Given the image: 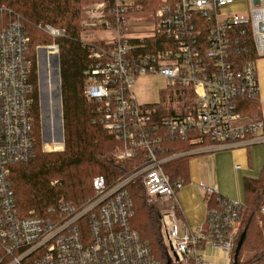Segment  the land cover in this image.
Masks as SVG:
<instances>
[{
  "label": "built area",
  "instance_id": "obj_1",
  "mask_svg": "<svg viewBox=\"0 0 264 264\" xmlns=\"http://www.w3.org/2000/svg\"><path fill=\"white\" fill-rule=\"evenodd\" d=\"M236 3H242V10L231 13L227 7ZM263 3L160 0L149 24L151 33L140 36L128 33L131 15L143 7L136 0H100L86 7V28L116 29L118 34L101 48H92L85 96L98 104L99 123L123 142L118 158L144 150L147 160L112 185L95 176L90 199L52 209L51 217L23 216L15 200L12 167L30 160L35 150L33 63L30 37L20 19L0 30V264H163L132 225L128 184L137 177L147 202L160 206L168 261L233 264L245 204L225 197L218 207L208 208L206 227L192 229L177 198L184 184L172 182L164 164L185 154L264 143V119L241 111L243 100L260 94L256 61L264 58ZM39 27L54 40L65 34L51 24ZM249 33L254 61L244 56ZM47 47L59 54L55 41ZM150 73L165 76L170 87L192 88L190 111L157 119L146 110L132 87L137 76ZM190 135V151L158 155L165 137ZM201 186L207 199L218 193L217 186ZM219 254L229 257L220 263Z\"/></svg>",
  "mask_w": 264,
  "mask_h": 264
},
{
  "label": "trees",
  "instance_id": "obj_2",
  "mask_svg": "<svg viewBox=\"0 0 264 264\" xmlns=\"http://www.w3.org/2000/svg\"><path fill=\"white\" fill-rule=\"evenodd\" d=\"M96 1L100 0H0V30L13 19H20L30 37L29 57L33 63L35 150L30 160L14 165L10 175L15 200L23 216L34 214L51 217L52 209H59L63 204L79 206L95 194L92 184L95 176H104L107 185H112L132 175L147 160L144 150L134 153L132 157L118 158V152L124 147L123 142L99 123L98 104L85 96L86 71L94 62L92 48L104 46V41L90 43L82 40L84 8ZM136 3L153 11L160 0H136ZM41 24L65 29V34L54 40L59 45L60 57L64 126L62 151H44L41 142L35 47L51 42L39 27ZM247 46L248 53L244 56L254 61L257 55L250 33ZM45 72L44 67V78ZM241 111L253 119H264L260 94L243 100ZM154 116L159 119L166 115ZM191 137H165L158 155L162 158L190 151L193 147ZM190 157V154H185L164 164V170L172 182L181 180L186 184L189 181ZM128 191L135 212L133 227L149 242L155 256L166 264L169 257L161 233L160 206L147 202L140 177L128 184ZM244 192L246 203L240 218V234L245 232L246 237L238 264H264V213L261 211L264 206V171L258 178L244 179ZM223 198L219 193H213L207 199L208 208L218 207Z\"/></svg>",
  "mask_w": 264,
  "mask_h": 264
},
{
  "label": "rangeland",
  "instance_id": "obj_3",
  "mask_svg": "<svg viewBox=\"0 0 264 264\" xmlns=\"http://www.w3.org/2000/svg\"><path fill=\"white\" fill-rule=\"evenodd\" d=\"M93 3V2H92ZM92 3L86 5L88 8ZM264 5V3H263ZM85 6V5H84ZM81 19V26L84 28L82 33V40L86 42H95V41H111L113 40L118 32L116 29H104V28H95L88 29L84 26V19L86 18L85 10ZM228 10L233 13L238 10H242V3H236L227 7ZM154 11V10H153ZM153 11L147 10L142 7V10L134 12L129 22V35H148L151 32L149 31V24L153 20ZM88 29V30H87ZM46 34V33H45ZM48 35V34H47ZM51 39V42L45 44H38L35 47L36 54V73L37 79L38 75V62H39V53L41 51L45 52V69H46V80H47V92H48V101L40 107V96H39V114H40V132H41V142L42 148L44 151H62L64 149V140L61 139V120H60V104L59 99L57 98L58 89L54 88L55 81V70L57 69L55 63V55L53 54L51 59V52H46L50 50V46L53 44L54 39L48 35ZM39 47H46L40 48ZM138 101L140 104L144 105L146 110L154 114H174V113H187L190 111L192 104L194 103V93L190 87H180L168 85V79L157 73H150L146 75H139L135 79V82L132 87ZM38 94H39V82H38ZM42 115V117H41ZM43 120V128L42 122ZM52 134L51 136H49ZM226 149V148H225ZM219 149L216 152L208 154L210 155L211 161V171L210 178L208 179L212 182L211 185L218 186L220 193L232 201H239L242 204L246 203V196L244 192V179L246 177L258 178L262 175L264 171V143L243 146L236 149L230 150ZM246 149L248 154H246L245 161L236 160L234 152L236 150ZM194 158V157H193ZM192 158V159H193ZM196 158V157H195ZM191 159V160H192ZM198 159L199 164H204L206 162V156H200ZM245 163L250 164L249 168H244L242 170L236 171L235 164H241L244 166ZM190 165V178L192 177ZM189 186L194 187V189H202L200 184L193 183ZM182 189V188H181ZM179 194V193H178ZM197 196L200 201H203L205 206V216L201 223L196 225L189 224L186 219V213L181 207L179 197L178 202L182 211L183 218L187 225L192 229H197L199 227L207 226V217H208V208H206V199L202 191L197 192ZM159 205V204H157ZM221 257L219 262L222 263L224 259L228 258L227 254L218 255Z\"/></svg>",
  "mask_w": 264,
  "mask_h": 264
},
{
  "label": "crops",
  "instance_id": "obj_4",
  "mask_svg": "<svg viewBox=\"0 0 264 264\" xmlns=\"http://www.w3.org/2000/svg\"><path fill=\"white\" fill-rule=\"evenodd\" d=\"M38 64H39V69H40L39 73H40L41 90H42L41 103L43 106L45 103H47L49 99L47 95L48 92L46 90L48 82L46 78H44V75H43V69L45 65V52L43 51L39 53ZM256 68H257V74L259 78V93H260L262 111H263V116H264V58H260L256 61ZM54 73H55L54 88L55 90H57L58 85H59L57 69L55 70ZM57 98L59 99L58 96ZM244 122L245 121H240L239 124L244 123ZM252 145H255V144H252ZM237 148H240V147H237ZM230 149H236V148H226L225 150H230ZM214 152L216 151H213V153ZM210 153L212 152H203V153L195 154L190 157L189 169L191 165V170H192L191 172H192L193 179L190 178L189 181L186 184H184L182 189L178 192L179 193L178 197L180 200L181 207L184 209L185 213L187 214L186 219L191 225H196V224L201 223L204 219L205 212H206L205 206L203 205V201H200L199 197L196 194V191L203 192V194L205 195V199H206V208H208L207 194L205 190H203L201 185L204 184L207 186H214V185H211L212 182L208 180L210 178V171H211V165H210L211 157L210 155L209 156L207 155ZM234 154H235L236 160L245 161V157H246V154H248V152L246 149H241V150H236ZM204 155L206 156V162L204 164H199L197 158H199L200 156H204ZM249 167H250V164L245 163L244 166H242L241 164H235L234 168L236 171H239V170H242L244 168H249ZM193 183L194 184L198 183V185L200 184V187L202 189L201 190L194 189V187L189 186V184H193ZM219 190L220 189L218 188V193L222 195Z\"/></svg>",
  "mask_w": 264,
  "mask_h": 264
},
{
  "label": "water",
  "instance_id": "obj_5",
  "mask_svg": "<svg viewBox=\"0 0 264 264\" xmlns=\"http://www.w3.org/2000/svg\"><path fill=\"white\" fill-rule=\"evenodd\" d=\"M55 62H56L58 81H59V85H58L59 93H58L57 96L60 97V120H61V123H62V126H61V139L64 140L62 92H61V75H60V57H59V54L55 55ZM38 72H39V65H38ZM38 82H39L40 107L42 108V103H41V81H40L39 78H38ZM41 122H42V120H41ZM42 128H43V122H42ZM245 237H246V233L245 232L240 235V238H239V241L237 243L236 250H235V254H234V262H233V264H238V256H239L241 247H242V245L244 243ZM167 264H172V263H171V261H168Z\"/></svg>",
  "mask_w": 264,
  "mask_h": 264
},
{
  "label": "bare ground",
  "instance_id": "obj_6",
  "mask_svg": "<svg viewBox=\"0 0 264 264\" xmlns=\"http://www.w3.org/2000/svg\"><path fill=\"white\" fill-rule=\"evenodd\" d=\"M43 48H46V47H43ZM50 48L52 49V47H50ZM51 49L50 50H44V51H46L48 53V52L52 51ZM52 53L54 54V52H52ZM39 71H40V69H39ZM38 75H39V79H40V73H38ZM41 96H42V90H41ZM41 110H42V108H41ZM41 117H42V115H41ZM42 122H43V120H42Z\"/></svg>",
  "mask_w": 264,
  "mask_h": 264
}]
</instances>
